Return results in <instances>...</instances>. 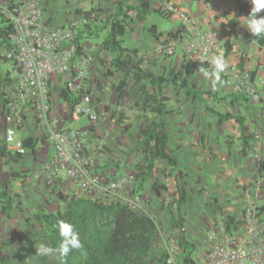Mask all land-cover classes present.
I'll return each instance as SVG.
<instances>
[{
    "label": "crops",
    "instance_id": "obj_1",
    "mask_svg": "<svg viewBox=\"0 0 264 264\" xmlns=\"http://www.w3.org/2000/svg\"><path fill=\"white\" fill-rule=\"evenodd\" d=\"M68 1L69 0H66V2ZM104 1H114V4H109L113 5L112 8H114L117 3L116 0ZM142 1L144 0H140V2L131 0L133 4L146 6L150 9H156L158 3H160L156 1L155 5L150 6ZM170 1L186 10L203 26L212 27L222 34H224L221 30L222 24L227 22L230 17L234 16L235 9L237 8V0ZM242 1L250 4L249 10L251 11V0ZM48 2L50 5H54L53 12L55 15H53L50 21V24L53 26L66 23L72 19H80L88 11V9L83 8L86 6H84L82 2L79 3V0L77 1V7H75L76 11H74L73 8L64 7L59 8V11L55 12V9L58 8V2H53L52 0H48ZM0 5L2 4L0 3ZM101 6L106 8L107 4L102 2ZM49 10H47V12ZM250 11L240 17L239 31L237 34L230 37L232 48L228 50L227 58L233 66L251 72L252 81L257 85L260 91V100L255 101L246 94L233 96L232 94L235 92L226 85L222 76L220 82H216L214 66L203 68L207 72V75L202 73L200 69L191 68L182 75L188 84L191 87H197L203 91H213L215 94L204 93L202 98H195L193 95L187 93L185 87L174 82L167 85H148L147 88L151 93L167 97L166 104L168 112L164 113L162 116L157 112L143 107L142 92H136L134 90L137 95L132 94L134 77L131 73L127 74L122 70H115L111 67L110 61L116 56L117 52L107 50L104 47L103 41L100 40V38L102 39L104 37L101 32L102 29L101 31L98 30V33L94 30H92V34L89 32V34L85 33L81 41V49L86 50L91 57L89 68L91 91L97 98L100 114V119L93 128L94 132L101 140H104V142L108 140L105 142L108 148L115 150L116 146L113 142L116 139L114 127H116L118 121L117 113H123V115H125V121L122 124L129 123L131 129H146L153 121H158L162 118L169 133V150L176 157L178 167L187 173L189 178L197 174V177L202 181L200 190H210L211 194L214 192L234 194L236 190L243 189L245 184L247 185L251 181L254 182L253 180H255V182L258 180L255 188L253 187L254 190H264V172L261 176L259 173V162L260 160H264V84H261L259 80L262 71H260L258 67L260 64H264V43H258L247 26H245L250 22L251 18L248 17ZM100 12L103 11L100 10ZM73 14L79 17L75 18ZM259 15L264 16V10H261ZM99 16L104 17V20L106 18L104 12L99 14ZM130 16L131 19L129 22H126L122 44L131 49L137 48L139 50L138 58L143 59L142 66L146 70L156 74L164 73L168 77L177 79L181 75L180 70L186 63L187 58L180 48H178L177 52L173 55H165L160 51V43L167 37L168 29H161L154 23V25L157 26L159 34V36L156 37L147 30L146 26L150 25L147 22V17L145 20H140L135 11H130ZM93 27L96 28L97 26L95 25ZM80 29H82V27ZM106 29L108 30L109 26L103 28V30ZM107 70L109 71L107 72ZM131 77L133 82L130 81ZM64 79L65 76L63 74L55 73L51 77L54 109L59 116L63 118L67 116L70 108V104L63 99L61 94V90L65 86ZM94 79H96V81H94ZM122 80L127 82V87L125 93L119 96L115 85ZM7 92L9 93L8 90ZM218 96H224V98H219ZM232 98H234V100H232ZM12 104L24 105L26 119L30 120L29 116L31 114V122L27 120L23 125L18 127L17 136L21 137L23 140L28 137H39L40 139L36 143L35 153H33L32 149L28 146L30 151L22 155L20 159H16V157L13 156V160L11 158L5 160L0 156V178L8 181L10 192L12 193L11 190H24L25 194H28L26 196L31 197L32 210H35V207L42 208L48 213L50 212L44 207L46 200L50 202V206H56V211L52 210L51 212H64L68 209L67 198H60L57 195L58 192H62L68 197L89 196L88 192L69 178L64 171L58 172L57 175L49 172L47 163L54 154L51 138L42 139L38 129H35L34 120H32L34 114L27 101L19 100L16 97L14 102L12 98L10 99L9 106H13ZM206 106L221 112H232L245 117V124L248 126L246 134L250 136L248 141L249 148L246 155H243L241 152V148L246 143L242 139V131L239 122L235 118L219 121L218 117L207 110ZM0 107H2L1 104ZM123 115L121 114V117ZM83 120L82 118L74 123L85 125L81 123L84 122ZM107 129L111 130L113 135L108 132L106 135L105 131ZM119 139L121 140V138ZM127 143L129 146L125 148L131 149V144L129 142ZM125 145L126 144H124V146ZM122 146L123 145H121V147ZM91 156L94 159L93 170L100 176L109 180L126 178V182L119 188L118 198L120 199L123 190L127 187L129 177L131 178L132 176V174L128 175L130 161L127 160L128 163L126 162L122 167H115L111 166L112 161L100 162L99 156L102 157V152H99L97 157H95V153L91 154ZM167 164L168 162L166 159L157 158L155 161L154 174L157 176L159 170L167 168ZM24 170L28 172L26 173V180L24 184H22L20 173L22 174ZM13 173H16V175H13ZM185 182L184 186H186V190L190 191L188 192L187 201L183 203V207H186L190 202L192 195L195 198L198 196L196 195L197 191L190 189V180L187 179ZM166 185L168 186L167 190H170V185ZM146 190H148V185ZM173 190L175 195V187ZM18 193H20L21 197L23 196L22 194H24V192ZM26 196L23 197L25 200ZM95 197L99 199L103 198V194L96 192ZM174 197L175 196L172 198L174 199ZM14 198L15 196L13 200ZM218 199L223 210H232L234 208V198H226L224 200H221V198ZM223 204L225 206H223ZM13 205V215H15L14 211H17L15 209V200ZM262 215H264V210Z\"/></svg>",
    "mask_w": 264,
    "mask_h": 264
},
{
    "label": "built area",
    "instance_id": "obj_2",
    "mask_svg": "<svg viewBox=\"0 0 264 264\" xmlns=\"http://www.w3.org/2000/svg\"><path fill=\"white\" fill-rule=\"evenodd\" d=\"M1 12L12 29L9 31L11 46L2 52L10 61V77L19 100L27 101L40 129L52 140L54 154L47 163L50 173L66 175L85 189L89 197L101 202L113 201L126 178L109 180L93 170L94 159L89 153L87 141L100 119L97 98L91 91L89 53L77 46L75 41L78 28H84L91 18L72 19L53 26L42 17L41 0H13L8 5H0ZM161 13L175 17L179 30L160 43L159 49L165 55H173L180 48L187 59L197 60L214 66L211 61L223 56L229 67L221 76L233 92L244 93L253 100H260V91L252 81L251 72L233 66L227 58V41L230 37L212 27H205L186 10L170 0H161ZM94 17V16H93ZM90 18V19H89ZM259 76L264 84V64H260ZM65 76V86L79 100L70 105L67 115L60 117L53 105L51 77L53 74ZM10 104V103H9ZM25 113L20 105L9 106L5 116L8 123L5 130V143L8 149L25 155L30 148L17 136L18 126L25 121ZM87 119V123L75 124ZM103 198L95 197V193ZM245 221L236 223L228 233L210 234L209 245L202 264H264V222H259L256 212L247 208ZM245 225V229L241 225ZM168 251V250H167ZM169 253V252H168ZM173 256V255H172ZM167 264H179L170 256Z\"/></svg>",
    "mask_w": 264,
    "mask_h": 264
},
{
    "label": "trees",
    "instance_id": "obj_3",
    "mask_svg": "<svg viewBox=\"0 0 264 264\" xmlns=\"http://www.w3.org/2000/svg\"><path fill=\"white\" fill-rule=\"evenodd\" d=\"M114 8H94L98 17L100 10L106 14L104 22L96 28H91L90 25H85L84 28L78 30L75 41L80 49V42L84 38V34L93 33L92 29L98 33V30L109 26L108 32L103 39L104 47L107 50L116 51V56L110 61L111 67L115 70H122L127 74H132L134 77L135 89L143 93L142 105L145 109L157 112L163 115L168 112L165 96H158L151 93L148 85H167L171 82L177 83L186 88L189 95L195 98H202L204 93L215 94L213 91H203L197 87H191L182 75L191 68L201 69L208 65L197 60H186L182 66L181 75L176 79L168 77L166 74H156L148 71L142 66L143 59L138 58L139 50L137 48H129L122 44V37L125 34L126 22L131 19L130 11H135L140 20H145L151 12H159L158 8L150 9L146 6L133 4L131 0H116ZM140 1V0H137ZM13 2V0H9ZM250 4L237 0V8L233 17H230L227 22L222 24L221 30L229 37L238 33L240 17L249 13ZM147 30L158 37L156 25H147ZM12 25L4 18V14L0 11V45L10 48L11 42L9 31ZM179 30V26L176 31ZM168 34L173 35L174 31L169 30ZM260 44L264 43V37L255 38ZM228 50L232 48L230 39L226 43ZM137 57V59L135 58ZM5 57L0 53V60ZM109 70H107L108 72ZM106 72V73H107ZM12 81L10 74H2L0 72V104L3 111L9 110L10 99L5 90V86ZM118 95L122 96L125 93L127 82L122 80L115 85ZM63 99L70 105L75 104L79 100V96L70 91L66 86L61 90ZM233 96L242 95L233 93ZM224 98V96H218ZM234 100V98H232ZM207 110L214 113L219 121L235 118L242 131V139L246 143L241 152L247 154L248 141L250 136L246 134L248 126L245 124V117L232 112H221L209 106ZM143 138L142 145L146 152V167L143 172L137 175L138 184L136 191L145 189V183L153 176L155 161L157 158H164L168 164L177 168L178 161L169 150L168 138L169 133L165 127V122L161 118L158 121H153L151 125L142 130ZM39 137H28L24 139V145L29 146L32 152L35 153L36 143ZM0 156L16 159L22 157L21 154L8 149L6 143L0 144ZM264 172V160L259 162L260 176ZM181 176L183 175L180 171ZM16 175V173H13ZM153 189L157 194L161 195V189H167L166 185H160L154 181ZM245 187V186H244ZM178 196L168 202L167 207L170 210V224L176 227L181 232L179 241L180 247L183 250L185 264H202L195 257L196 243L188 239L184 227L185 217L182 215L181 208L187 200V191L185 186L176 185ZM60 198H67L68 209L64 212H45L36 213L39 221V227L32 223V218L27 216L25 221L28 228L23 234V243L19 248L14 247L12 239L6 238L0 240V264H146L147 256L151 252L158 231V224L153 216L146 213H140L130 205L120 200L110 202H101L93 197H68L62 192H58ZM13 194L9 190V184L6 179L0 178V205L6 215L11 218L13 216L14 200ZM263 209V208H261ZM62 221L73 225L79 232L82 241V247L79 250H74L67 258H60L57 255L50 257L37 256V247L40 244H48L53 247H58L61 237L57 227V222ZM227 226L232 228L236 225L235 217H226ZM243 222V219L238 220ZM169 253L165 250L159 257L158 264H167Z\"/></svg>",
    "mask_w": 264,
    "mask_h": 264
},
{
    "label": "rangeland",
    "instance_id": "obj_4",
    "mask_svg": "<svg viewBox=\"0 0 264 264\" xmlns=\"http://www.w3.org/2000/svg\"><path fill=\"white\" fill-rule=\"evenodd\" d=\"M52 1L58 2V8L55 9V12L59 11V8H64V7L73 8L74 11H76L75 7H77L78 4L77 3L78 0H69L68 2H66V0H52ZM79 1H80L79 3L82 2L84 6H86L83 8L88 9L85 15L91 18L90 21L91 28H94L93 26L95 25L100 26L104 22L103 19L104 17H98L96 15V12L94 11V8L96 9L103 8V6H101L102 2L106 3L107 7L110 6L109 8H112L113 6L109 4L111 3L114 4V1L110 2L104 0L103 1L79 0ZM156 1L161 3V0H144L142 2H145L146 4L153 6L155 5ZM0 3L3 5L4 4L8 5L9 0H0ZM160 3H158L157 6L158 9H160ZM41 7H42L43 20L46 23H50L53 15H55L53 12L54 5H50L48 0H41ZM47 10L49 11L47 12ZM98 13L101 14L103 12H98ZM74 15L75 18L79 17L76 14H73V16ZM147 22L150 25L156 23L161 29H165V30L168 29V31L175 29L179 26V21L177 18L171 17L169 15H164L163 13H159V12H151L147 17ZM107 31H108L107 29L106 30L102 29L101 32L104 37L107 34ZM104 37L102 39L100 38V40L103 41ZM4 50H5V46L0 45L1 54ZM135 58L137 59V57ZM100 61L103 62L102 60ZM9 62L10 61L6 59L0 60V72L2 74H7L11 71ZM94 81H96V79H94ZM130 81L133 82L132 77ZM133 86L134 87L132 88L133 89L132 94L137 95L135 84ZM5 87H6L5 90L9 91V93L7 92L9 99L12 98L14 102L16 99V94H15V88L13 82L11 81L10 84L6 85ZM134 90L136 92H134ZM240 94L245 95L244 93H240ZM21 108L25 113L24 105H21ZM121 114L123 115V113H119V114L117 113L118 121L116 123V127H114L116 134L115 135L116 139L113 142L114 145L116 146L115 150H111L110 148H108L107 143H105L108 140H105L104 142V140H101V138L96 133L90 134L89 139L87 141V146L89 147L91 154L95 153V157L99 155V152H102V157L99 156L100 162L112 161L111 166L122 167V165H125L126 162L128 163V161H130L128 175L132 174V176L131 178L129 177L127 187L125 190H123L122 197L120 199L118 198V196H115L112 199L125 202L140 213L150 214L156 220L158 224L157 237L151 252L147 256L146 264H158L159 257L162 255V253L165 250H168L169 256L171 255V257L174 259L175 262H178L179 264H185L183 250L181 249L179 244L181 238V232L176 227H173L170 224L169 221L170 210L168 209L167 204L168 202L173 200L172 198L173 196L175 197L178 196L176 185L179 184L184 186L186 183L185 181L187 179L190 180L191 183V186H189L190 189L197 191V194L196 193L195 194L198 196L195 198L192 195L191 200L186 205V207H183L182 205L181 212L186 219L184 222L186 235L190 241L196 243V251L194 257L199 263H202L203 261V255L205 249L209 245L210 234H212V232H216L217 234L228 233L229 230L230 231L232 230L230 227L227 226L226 217L234 216L235 223H240L238 222V220L240 219H243L244 222H246L245 215L247 212V208H251L256 212L258 221L264 222V215H262L264 210V190L253 189V187L255 188L258 180H256V182L255 180H253L254 182L251 181L247 185L245 184L244 185L245 187L243 186V189L236 190L234 194L233 193L223 194L222 192L221 193L214 192L213 194H211L210 190H204V189L200 190L201 188L200 185L202 184V181H200V178L197 177V174L189 178L187 173L181 170L178 166L177 168H173L169 164H167L166 165L167 168H163L162 170H159L157 176L153 172V176L151 177V179L145 183V190L136 191V186L138 184L137 175L143 172L146 167V159H145L146 152H145V147L142 145L141 142L142 140L141 138H143V134H142L143 129H138V128L131 129L129 123H125L123 125L122 123L125 121V115H123L124 117L123 116L121 117ZM6 115L7 112H4L3 107H0V144L3 145L5 142V130L8 125L5 119ZM112 117H113V113H112ZM64 118H66L67 121H70L69 120L70 117L68 115ZM29 119L30 120L26 119L25 117V121L28 120L29 122H31V114L29 116ZM32 120H34L35 129H38L42 139L44 140L47 138L49 139L50 136L48 134H45V132L42 129H40L35 119L32 118ZM83 121L85 122V123L81 122L83 124H87L88 122L87 119H84ZM109 126L113 127L111 125ZM105 132L106 135L107 132L113 135L111 130L107 129ZM119 138H121V140ZM125 140L131 144L132 146L131 149L125 148L129 146V144ZM124 144L126 145L124 146ZM121 145H123L122 147L124 148H122ZM248 148H249V144H248ZM1 157L4 158L5 160L8 158V157L5 158L3 156ZM11 159L13 160V156L11 157ZM180 171H182L183 173L182 176L180 174ZM27 172L28 171L24 170L22 171V174L20 173V177L22 178L20 180L22 184H24L26 180ZM154 181L158 182L160 185L169 184L170 190H167L168 186L166 185L167 189L161 190V195L157 194L152 187ZM147 185H148V190H146ZM174 187L176 190L175 195L173 193ZM11 191L15 196L14 198L15 209L17 211H14L15 215H13L11 218H8L4 214L0 205V240L10 238L14 243V247L19 248L23 243V234L25 230L28 228L25 218L27 216H30V218L32 217V223L35 224L37 227H39V221L36 217V213L42 211L43 209L35 207V210H32L31 197L26 196L28 194L27 193L25 194L24 190H11ZM186 191H187V199H188V192L190 190H186ZM18 192H24V194L21 193L23 196L21 197L20 193ZM25 196H26V200L23 198ZM218 198H221V200H224L226 198L227 199L234 198V203H233L234 208L232 210H226V209L223 210L221 208V205L219 204ZM223 206L225 205L223 204ZM44 207H46V210L49 212H51L52 210L56 211V206L54 205L50 206V202H48L47 200L44 203ZM241 226L244 229L246 228L244 224Z\"/></svg>",
    "mask_w": 264,
    "mask_h": 264
},
{
    "label": "clouds",
    "instance_id": "obj_5",
    "mask_svg": "<svg viewBox=\"0 0 264 264\" xmlns=\"http://www.w3.org/2000/svg\"><path fill=\"white\" fill-rule=\"evenodd\" d=\"M251 4L252 8L248 15L251 19L245 26H247L254 38H262L264 37V16L259 15V13L261 10H264V0H251ZM211 63L214 65L216 73L215 80L218 83L221 80V74L227 71L229 64L222 55L214 58ZM200 71L207 75L205 69L201 68ZM57 227L61 237L59 246L53 247L48 244H40L37 247V256L50 257L57 255L60 258H67L74 250H79L82 247L79 232L73 225L58 221Z\"/></svg>",
    "mask_w": 264,
    "mask_h": 264
}]
</instances>
